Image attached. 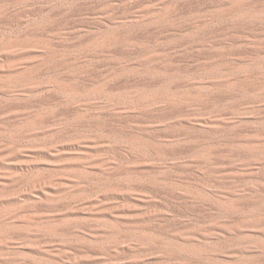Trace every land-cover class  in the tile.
I'll use <instances>...</instances> for the list:
<instances>
[{
  "label": "rangeland",
  "instance_id": "obj_1",
  "mask_svg": "<svg viewBox=\"0 0 264 264\" xmlns=\"http://www.w3.org/2000/svg\"><path fill=\"white\" fill-rule=\"evenodd\" d=\"M253 216L264 0H0V264H215Z\"/></svg>",
  "mask_w": 264,
  "mask_h": 264
},
{
  "label": "bare ground",
  "instance_id": "obj_2",
  "mask_svg": "<svg viewBox=\"0 0 264 264\" xmlns=\"http://www.w3.org/2000/svg\"><path fill=\"white\" fill-rule=\"evenodd\" d=\"M263 139L262 135H256L252 137H243V141L250 143L252 141H258ZM231 201V200H230ZM230 201H223L222 207L224 209L234 208L235 204ZM240 228H246L251 230L255 234H262L264 236V216H253L250 219H240L237 223L229 225L226 229L229 231L238 230ZM197 248L191 247L188 253L197 252ZM264 253V243L263 242H253L250 244H237V246L232 250V254L225 257L226 260L215 262V264H264V260H255L252 257H247V254L253 253ZM189 255V254H188ZM208 255V254H207ZM187 264H197L193 261H188Z\"/></svg>",
  "mask_w": 264,
  "mask_h": 264
}]
</instances>
